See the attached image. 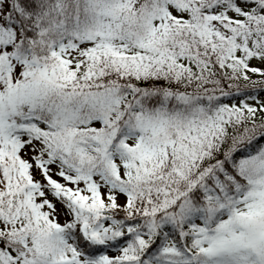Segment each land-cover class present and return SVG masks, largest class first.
Listing matches in <instances>:
<instances>
[{
	"label": "snow or ice",
	"instance_id": "obj_1",
	"mask_svg": "<svg viewBox=\"0 0 264 264\" xmlns=\"http://www.w3.org/2000/svg\"><path fill=\"white\" fill-rule=\"evenodd\" d=\"M0 264H264V0H0Z\"/></svg>",
	"mask_w": 264,
	"mask_h": 264
}]
</instances>
